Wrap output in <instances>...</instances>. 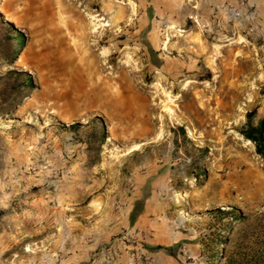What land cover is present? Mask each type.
I'll use <instances>...</instances> for the list:
<instances>
[{
  "label": "rangeland",
  "instance_id": "rangeland-1",
  "mask_svg": "<svg viewBox=\"0 0 264 264\" xmlns=\"http://www.w3.org/2000/svg\"><path fill=\"white\" fill-rule=\"evenodd\" d=\"M0 15V264H264V0Z\"/></svg>",
  "mask_w": 264,
  "mask_h": 264
},
{
  "label": "trees",
  "instance_id": "trees-1",
  "mask_svg": "<svg viewBox=\"0 0 264 264\" xmlns=\"http://www.w3.org/2000/svg\"><path fill=\"white\" fill-rule=\"evenodd\" d=\"M0 24L3 25L7 31L15 29L14 24L8 22L5 17L1 15ZM23 39V35H17L16 40L19 41L20 44H22ZM244 134L255 144L257 153L264 157V118L260 120L257 127L250 126Z\"/></svg>",
  "mask_w": 264,
  "mask_h": 264
},
{
  "label": "bare ground",
  "instance_id": "bare-ground-1",
  "mask_svg": "<svg viewBox=\"0 0 264 264\" xmlns=\"http://www.w3.org/2000/svg\"><path fill=\"white\" fill-rule=\"evenodd\" d=\"M249 141V140H248Z\"/></svg>",
  "mask_w": 264,
  "mask_h": 264
}]
</instances>
